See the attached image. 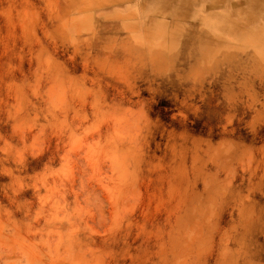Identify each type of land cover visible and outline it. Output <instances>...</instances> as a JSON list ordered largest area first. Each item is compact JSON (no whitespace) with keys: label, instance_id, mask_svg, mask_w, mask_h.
Listing matches in <instances>:
<instances>
[{"label":"rangeland","instance_id":"obj_1","mask_svg":"<svg viewBox=\"0 0 264 264\" xmlns=\"http://www.w3.org/2000/svg\"><path fill=\"white\" fill-rule=\"evenodd\" d=\"M48 2L0 0V264H264V0H59L87 70L50 45ZM46 56L64 70L40 99ZM121 66L146 141L91 115Z\"/></svg>","mask_w":264,"mask_h":264},{"label":"clouds","instance_id":"obj_2","mask_svg":"<svg viewBox=\"0 0 264 264\" xmlns=\"http://www.w3.org/2000/svg\"><path fill=\"white\" fill-rule=\"evenodd\" d=\"M50 11L49 20L52 23V31L49 35V43L54 50L63 49L66 53V62L75 59V57H81L85 61V67L87 70V64L89 62L95 61V64L101 63L98 59L93 58L91 52H85L82 48V44L88 43L87 41L72 39L71 34L75 33L80 35L83 31L78 25V18L73 17L71 19L66 18L59 8V0H49L46 5ZM71 48V54H67ZM46 51L42 48V52ZM54 54V53H53ZM91 58V59H90ZM104 63H111L107 57L104 58ZM53 69H58L63 71V64L55 63L51 56H46L39 61L35 70L36 83L34 85V94L40 99H44L45 96L49 95L51 91L57 87V76L53 75ZM123 75L124 83L127 87L124 89L123 93H117L111 95L110 97L103 98L104 102L98 104L97 100L94 98L91 101L92 113L91 115L95 118L94 123L106 122L107 120L113 119L116 115L130 114L135 116L137 135L141 137V140L146 141L149 135V125L145 114L144 100L140 96L141 90L137 86V75L135 72L125 66L119 68ZM41 81L45 82L44 90L41 89ZM88 95L95 94L89 92ZM89 103L83 96L80 97V108L77 109L78 119L84 121L88 119V115L83 113V105ZM227 128V126H225ZM56 135L54 131L52 133ZM253 189H249V195L241 196V203L248 201ZM261 196H264V192H261ZM256 203L253 201L250 206L255 207ZM224 212L228 211V208L224 206L222 208ZM255 215L253 212L252 216L249 217L251 220ZM188 245H185L187 247ZM223 253H221V256ZM217 264H223L222 260L218 261ZM249 264H254V262H249Z\"/></svg>","mask_w":264,"mask_h":264}]
</instances>
